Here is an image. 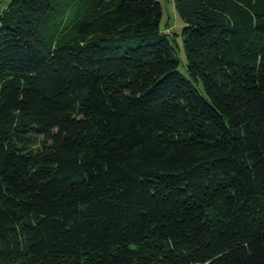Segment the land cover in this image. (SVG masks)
I'll return each instance as SVG.
<instances>
[{"label": "trees", "instance_id": "obj_1", "mask_svg": "<svg viewBox=\"0 0 264 264\" xmlns=\"http://www.w3.org/2000/svg\"><path fill=\"white\" fill-rule=\"evenodd\" d=\"M0 8V264H264V0ZM202 85V91L198 84Z\"/></svg>", "mask_w": 264, "mask_h": 264}, {"label": "rangeland", "instance_id": "obj_2", "mask_svg": "<svg viewBox=\"0 0 264 264\" xmlns=\"http://www.w3.org/2000/svg\"><path fill=\"white\" fill-rule=\"evenodd\" d=\"M10 0H0V8L1 6H5ZM162 8V17L160 24L162 27L167 26V31H169L171 34H169V37L171 38V41L174 46V51L179 59V69L184 74L187 75L186 68H185V62H186V56L185 51L183 47V26L184 22L180 18L173 0H159ZM198 88L200 91H202V85L201 83L198 84Z\"/></svg>", "mask_w": 264, "mask_h": 264}]
</instances>
